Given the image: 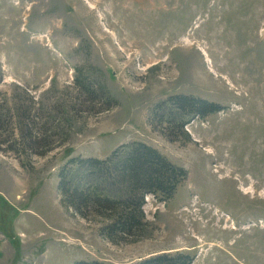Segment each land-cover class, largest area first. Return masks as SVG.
I'll list each match as a JSON object with an SVG mask.
<instances>
[{
  "label": "rangeland",
  "instance_id": "rangeland-1",
  "mask_svg": "<svg viewBox=\"0 0 264 264\" xmlns=\"http://www.w3.org/2000/svg\"><path fill=\"white\" fill-rule=\"evenodd\" d=\"M77 76L117 105L86 110ZM0 78V264L175 251L192 264H264V0H0ZM175 94L223 108L185 134L171 129V141L150 122ZM19 108L52 150L16 140ZM134 140L188 176L167 202L147 198L143 237L115 244L63 202L59 174L73 157L106 158Z\"/></svg>",
  "mask_w": 264,
  "mask_h": 264
},
{
  "label": "trees",
  "instance_id": "trees-1",
  "mask_svg": "<svg viewBox=\"0 0 264 264\" xmlns=\"http://www.w3.org/2000/svg\"><path fill=\"white\" fill-rule=\"evenodd\" d=\"M1 81V78H0ZM75 86L85 95L83 107L93 113L109 110L117 99L103 84H93L77 76ZM75 105V104H74ZM223 107L193 95L175 94L160 101L154 108L153 122L165 124L162 133L171 141L185 134L184 126L196 116L204 117L209 111ZM18 110L22 124L19 139L30 153L43 155L52 150L47 129L33 132L34 116ZM26 116V117H25ZM34 122V123H33ZM48 122V121H47ZM46 122V123H47ZM46 123L44 125H46ZM166 129H169L167 132ZM16 130L7 139L12 144ZM9 141V142H8ZM3 142L0 141V145ZM38 144L39 145L38 147ZM14 147L11 145L10 149ZM25 148L28 147L26 146ZM0 150L7 151L0 146ZM188 171L169 160L154 146L143 141H130L118 146L106 158L73 157L59 174V192L63 202L85 219L101 222L100 235L112 243L120 244L131 238L143 237L148 225L145 206L152 195L167 202L178 186L186 180ZM193 257L182 251L160 252L129 264H192ZM75 264H111L102 260H79Z\"/></svg>",
  "mask_w": 264,
  "mask_h": 264
},
{
  "label": "crops",
  "instance_id": "crops-1",
  "mask_svg": "<svg viewBox=\"0 0 264 264\" xmlns=\"http://www.w3.org/2000/svg\"><path fill=\"white\" fill-rule=\"evenodd\" d=\"M154 252H148V254L147 255H145V256H138V258H137V260H139L140 258H142V257H146V256H149V255H151V254H153ZM134 260H132V261H130L129 263H131V262H133ZM113 264H118V263H114V262H112ZM129 263H127V264H129Z\"/></svg>",
  "mask_w": 264,
  "mask_h": 264
},
{
  "label": "bare ground",
  "instance_id": "bare-ground-1",
  "mask_svg": "<svg viewBox=\"0 0 264 264\" xmlns=\"http://www.w3.org/2000/svg\"><path fill=\"white\" fill-rule=\"evenodd\" d=\"M227 221H229V219H227Z\"/></svg>",
  "mask_w": 264,
  "mask_h": 264
}]
</instances>
